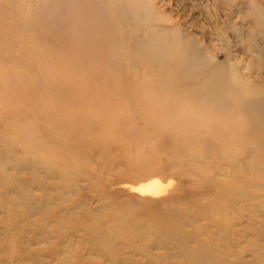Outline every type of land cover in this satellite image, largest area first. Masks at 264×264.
Returning a JSON list of instances; mask_svg holds the SVG:
<instances>
[{
  "label": "rangeland",
  "instance_id": "obj_1",
  "mask_svg": "<svg viewBox=\"0 0 264 264\" xmlns=\"http://www.w3.org/2000/svg\"><path fill=\"white\" fill-rule=\"evenodd\" d=\"M255 96L264 0H0V264H264Z\"/></svg>",
  "mask_w": 264,
  "mask_h": 264
},
{
  "label": "bare ground",
  "instance_id": "obj_2",
  "mask_svg": "<svg viewBox=\"0 0 264 264\" xmlns=\"http://www.w3.org/2000/svg\"><path fill=\"white\" fill-rule=\"evenodd\" d=\"M159 43H158V52H163L164 54H168L170 53L171 51H166V47L168 48H172V46H170L169 43H167L166 39H162V40H157ZM165 50V51H164ZM237 85L238 86V89H234V91L236 92H240L241 94L245 95V94H249L250 93V88L252 89V87L250 86L249 88V85L242 82V81H238L237 79ZM212 84H207L206 86L207 87H210ZM253 91V90H252ZM251 95H254L252 93H250ZM252 97L250 99H248V104L252 106L253 109H258L259 111H264V101H261V98L260 97H256L255 96V99L252 101ZM262 122L264 123V117L262 118ZM167 185H164L162 184L159 180H150L146 183H141V184H138V186H136V190L141 192V193H148V194H159L161 193L162 191H166V188Z\"/></svg>",
  "mask_w": 264,
  "mask_h": 264
}]
</instances>
